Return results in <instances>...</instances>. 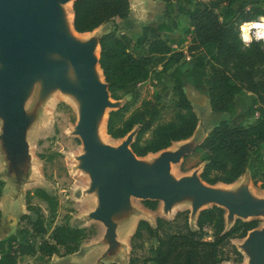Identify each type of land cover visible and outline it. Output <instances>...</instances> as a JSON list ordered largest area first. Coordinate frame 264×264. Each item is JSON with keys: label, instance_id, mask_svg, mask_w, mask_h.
I'll return each mask as SVG.
<instances>
[{"label": "trees", "instance_id": "1", "mask_svg": "<svg viewBox=\"0 0 264 264\" xmlns=\"http://www.w3.org/2000/svg\"><path fill=\"white\" fill-rule=\"evenodd\" d=\"M155 1L164 4L160 11L165 16H170L174 9L187 16L188 26L182 36L172 34L163 38L161 34L170 30L159 20L157 28H146V37L133 42L120 32L121 23L128 19L131 11L128 0H75L72 4L76 33L89 34L102 26H112L99 39L98 62L112 100L119 101L121 95L134 97L136 87L152 77L153 86L159 89L153 99L142 100L128 116L126 105L110 111L106 134L114 140H121L138 127L130 145L138 158L186 141L198 126L191 94L197 85H204L210 112L219 120L197 147L204 163L200 179L210 186L234 184L245 174L253 158L255 169L264 180V47L259 43L244 46L238 38L241 24L264 17V0H197L192 10L180 0ZM220 9L222 12L218 14ZM187 37L189 45L183 52L181 45ZM186 54L194 59L189 78H184L180 69L174 68ZM158 66L161 70L155 74ZM170 69H173L174 86L172 101L166 105L160 101L167 91L161 76ZM242 93L254 96L251 108L244 114H240L235 101V97ZM167 110L171 119L163 121ZM255 114L258 120L244 125L243 122ZM147 133H150V139L141 146L140 139ZM3 186L4 182L0 181V189ZM34 195L46 203L50 215L55 214L57 201L54 197L41 188L36 189ZM157 203L144 201L152 211L156 210ZM28 210L34 213L35 219L31 220L29 215H23L22 219L29 220L32 237L47 234L40 210L32 206ZM188 215V211L178 213L173 222L158 218L155 228L147 221H138L130 239L128 264H242L243 254L232 242L243 240L248 232L258 228L257 220L237 219L226 228L225 211L213 206L199 212L195 228H192ZM180 217L183 227L178 232L158 236L162 224H175ZM207 228L212 230V240L206 239ZM25 233L26 230H20L21 235ZM92 235L91 229L62 223L54 226L49 239L37 246L34 238L19 241L13 234L4 238L0 231V264H17L19 259L36 253H44L47 259L67 257L77 253L82 242ZM145 235L156 238L158 244L139 262L133 253L141 248L136 241H143Z\"/></svg>", "mask_w": 264, "mask_h": 264}, {"label": "water", "instance_id": "2", "mask_svg": "<svg viewBox=\"0 0 264 264\" xmlns=\"http://www.w3.org/2000/svg\"><path fill=\"white\" fill-rule=\"evenodd\" d=\"M74 1L0 0V148L15 176L30 160L27 131L36 117L25 105L38 85L40 101L58 91L77 105L74 135L82 144L79 169L89 178L87 193L96 198L88 219L105 228L103 242L107 248L98 262L119 253L116 221L131 211L132 198L161 202L165 215L174 206L188 202L191 221L206 206H216L226 211L229 227L237 219L264 218V197L253 196L247 186L226 191L207 185L197 172L180 178L171 174L172 166L180 164L201 143L161 151L148 161L130 149L138 130L127 134L118 146L97 140L98 120L106 114L107 123L108 113L121 105L110 98L99 67L101 36L80 40L67 26L63 7L71 3L72 8ZM71 30L76 33L73 18ZM96 67L102 81L95 74ZM243 240L237 249L248 257L247 264H264V226L248 232Z\"/></svg>", "mask_w": 264, "mask_h": 264}, {"label": "rangeland", "instance_id": "3", "mask_svg": "<svg viewBox=\"0 0 264 264\" xmlns=\"http://www.w3.org/2000/svg\"><path fill=\"white\" fill-rule=\"evenodd\" d=\"M180 1L186 8L192 10L197 0ZM129 3L131 11L128 19L121 23L120 32L129 36L133 42L137 38L146 37V28L148 26H156V22H159V20L168 22L170 26L173 24L174 28L181 26L182 20H184V16L181 14H178L176 17L162 14L160 9L163 10L164 4L155 0H129ZM176 5L177 3H175ZM221 12V9L217 11L218 14ZM177 18H179L178 21H176ZM111 28V24L105 25L93 33L83 36L82 39L87 40L90 37H99ZM244 51L249 52V49H244ZM183 52H186V49ZM193 61L194 59L186 54L184 59L174 68L180 69L184 78H189L190 66H192L191 63ZM160 70L161 67L158 66L155 69V74L159 73ZM172 72L173 69H170L161 76L162 84L167 87V91L160 97V101L166 105L172 101V88L174 86V81L171 78ZM153 78L150 81L138 85L135 89L134 97L121 95L119 100L120 105L128 106L126 116L137 108L142 100L153 99L158 94L159 89L153 86L155 84ZM38 92L39 86L36 85L25 105L26 111L33 113L36 117L35 122L31 125L27 134L30 160L22 164V169L17 172L16 176L14 174L15 169L10 162L8 163L6 161L0 148V181L4 182V186L0 189V231L4 238H8L12 234L19 241L34 238L37 246H39L43 240L49 239V234L53 227L62 223H68L73 227L91 229L93 230L92 237L82 242L79 251L73 255L62 258L52 256L50 259H47L44 253H36L32 257L19 259L17 264H95L96 259L106 248L103 242L105 228L99 222L88 219V214L96 207V198L94 194L87 193L89 178L79 169L78 157L82 154V144L79 137L74 135V128L78 120L77 105L73 99L71 100V98L58 91L53 92L46 99L40 101ZM191 95L193 97L192 105L198 117L197 129L189 140L175 143L169 150H177L186 144L197 146L212 129L215 121L219 120L210 112L206 87L201 89L196 86L195 91ZM236 99L239 100L238 96L235 97ZM246 102L247 105L245 107L250 109L253 99L251 101L247 100ZM241 109L240 114H243L244 111H241ZM162 119L163 121H169L171 119V114L168 110L163 114ZM256 120H258L257 114L250 119H246L243 123L247 126ZM137 130L138 127L134 128L131 132L134 133ZM109 139L114 142V146H118L124 140V138L114 140L110 137ZM149 139L150 133H147L140 139L139 144L143 146ZM157 156L148 155L145 160L150 161ZM202 159V153L197 152L196 148L192 154L187 156L184 163L183 159L180 164L172 166V175L175 178H180L190 175L192 172L199 174L204 165ZM254 163V159L251 158L245 174L232 185V190L247 186L253 196L262 198L264 197V180L261 178L259 172L256 171ZM219 185L224 186L222 184ZM38 188L45 190L57 201V208L54 215H50L46 203L34 195V191ZM157 204L156 210L152 211L148 210L144 202L132 199V205L134 210H136V218L138 221L142 219L146 220L153 228L156 227L158 218L166 222H173L178 213L186 211L190 213V204L188 202L176 205L172 209V212L166 215L162 211V204ZM29 206L39 209L44 216V226L47 234L32 237L33 233L31 232L29 220L22 219L23 215H29L31 220L35 219L36 216L34 213L28 210ZM207 207L211 208V206H206L205 208ZM141 211L144 212V215ZM181 218L177 219L175 224H162V229L158 232V236L165 237L167 234L178 232L183 227ZM252 219L259 222L258 228L264 226V218L262 216L253 217ZM127 221L129 219H126V222L119 226L118 231L126 228L128 225ZM189 224L192 228H195L193 222ZM225 226L226 228L229 227L226 219ZM21 229L26 230V233L21 235ZM206 232V239L212 240V230L207 228ZM242 241L234 240L232 243L239 249ZM157 244L156 238L145 235L143 241H136V245H141V248L135 250L133 254L141 262L143 258L149 256L150 249L156 247ZM129 256L130 247L121 249L119 258L112 260L108 257L97 264H110L112 261H116L118 264H128ZM246 259L245 254H243L242 264H247Z\"/></svg>", "mask_w": 264, "mask_h": 264}, {"label": "crops", "instance_id": "4", "mask_svg": "<svg viewBox=\"0 0 264 264\" xmlns=\"http://www.w3.org/2000/svg\"><path fill=\"white\" fill-rule=\"evenodd\" d=\"M178 14H180L176 9H174V12L170 15L171 17H176ZM182 15V14H181ZM184 16V20H182V25L181 26H179L178 28L176 27V28H174V26H173V24L170 26L169 24H168V22H165L166 24H167V26H168V28H169V30H170V32L168 31V32H165V33H162L161 34V36L163 37V38H166L167 36H169V35H176V36H182L183 35V31H185V29H186V27L188 26V18H187V16H185V15H183ZM178 19L179 18H177L176 19V21H178ZM184 21H185V24H184ZM157 26H158V23L156 22V26H148V27H152V28H157ZM103 27V26H102ZM96 31V30H95ZM107 32V31H106ZM106 32H104V33H106ZM103 33V34H104ZM188 43H189V37H187V41H185L184 42V44L183 45H181V50L183 51V50H185L186 49V46L188 45ZM176 49H177V47H175ZM191 65H192V63H191ZM198 87H200L201 89H203V87H205L204 85H197ZM238 96V99L239 100H235L236 101V103H237V105L239 106V108L241 109V111H244V113H245V111L248 109V108H246L245 106L247 105V100L249 101H251L252 99H254V96L251 94V93H245V94H241V95H237ZM239 101V102H238ZM241 103V104H240ZM246 108V109H245ZM245 109V110H244ZM243 113V114H244ZM30 129V128H29ZM29 129H28V131H29ZM28 131H27V134H28ZM189 140V139H188ZM187 141V140H186ZM182 142H184V141H182ZM178 143H180V142H178ZM175 144V143H174ZM170 148V147H169ZM168 148V149H169ZM167 150V149H166ZM164 151V150H163ZM160 153V152H159ZM158 153H156V154H148V155H153V156H155V155H157ZM147 155V156H148ZM147 156H145V157H143V159H145ZM217 185H219V184H217ZM223 185V184H222ZM216 186V185H215ZM133 199V198H132ZM132 199H131V201H130V204H131V207H132V209H131V211L125 216V217H123L122 219H120L119 221H116V223H117V226H116V239H117V241H118V243L120 244V250L121 249H127V248H129L130 247V239H131V237H132V235H133V233L135 232V229H136V226H137V221H138V219L136 218V210H134V207H133V205H132ZM137 200V199H136ZM142 202H144V201H142ZM158 203H161V202H158ZM162 204V203H161ZM175 207V206H174ZM173 207V208H174ZM148 210H150V209H148ZM141 213L144 215V212H142L141 211ZM171 213V212H170ZM169 214V213H168ZM196 218H197V216H196ZM196 218L193 220V221H191L190 220V218H189V223H191V222H193L194 223V225H195V221H196ZM126 219H129V221H127L128 222V225L126 226V228H124V229H122L121 231H118V229H119V226L121 225V224H123L124 222H126ZM141 219V218H140ZM143 220V219H142ZM140 221V220H139ZM143 221H146V220H143ZM148 222V221H147ZM149 223V222H148ZM151 226V225H150ZM191 226V225H190ZM152 227V226H151ZM192 227V226H191ZM106 248H107V246H106ZM106 248H105V250H106ZM105 250L103 251V253L102 254H104V252H105ZM102 254L96 259V261H95V264H97V263H99L98 261H99V259H100V257L102 256ZM120 257V251H119V253H116L113 257H111V259L112 260H115V259H117V258H119ZM62 258V257H61ZM118 264L116 261H112V262H110V264Z\"/></svg>", "mask_w": 264, "mask_h": 264}, {"label": "bare ground", "instance_id": "5", "mask_svg": "<svg viewBox=\"0 0 264 264\" xmlns=\"http://www.w3.org/2000/svg\"><path fill=\"white\" fill-rule=\"evenodd\" d=\"M64 16H65V21L67 23V26L71 32V34L73 36H75L76 38L83 40V36H86L87 34H76L71 30V22H72V18H73V13H72V8H71V3L65 5L64 7ZM91 34V33H89ZM95 74L97 76V78L99 79V81H102V75H101V71L99 70L98 67L95 68ZM72 100V99H71ZM105 123H106V114H104L102 116V118H100L97 122V126H96V138L99 142L106 144V145H110V146H114V142L111 141V139H109V136L106 134V130H105ZM172 174V172H171ZM232 185H216V188L218 189H222V190H226V191H232ZM172 212V211H171ZM244 241V240H243ZM242 241V242H243ZM242 244V243H241ZM246 261L248 262V257L246 256ZM246 262V263H247Z\"/></svg>", "mask_w": 264, "mask_h": 264}, {"label": "built area", "instance_id": "6", "mask_svg": "<svg viewBox=\"0 0 264 264\" xmlns=\"http://www.w3.org/2000/svg\"><path fill=\"white\" fill-rule=\"evenodd\" d=\"M253 22L262 23L261 17H258L253 21L241 24L239 26L238 38L244 46H248L251 43H259L264 47V39L258 40L256 38V33L260 30L253 26Z\"/></svg>", "mask_w": 264, "mask_h": 264}, {"label": "clouds", "instance_id": "7", "mask_svg": "<svg viewBox=\"0 0 264 264\" xmlns=\"http://www.w3.org/2000/svg\"><path fill=\"white\" fill-rule=\"evenodd\" d=\"M262 23H255L253 22V26L256 27L258 30L256 33V38L259 39H264V17H261Z\"/></svg>", "mask_w": 264, "mask_h": 264}]
</instances>
